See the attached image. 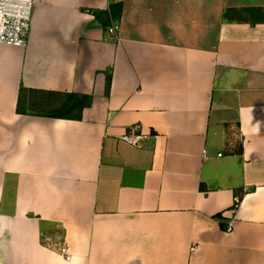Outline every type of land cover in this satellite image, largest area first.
<instances>
[{"label":"crops","instance_id":"1","mask_svg":"<svg viewBox=\"0 0 264 264\" xmlns=\"http://www.w3.org/2000/svg\"><path fill=\"white\" fill-rule=\"evenodd\" d=\"M31 2L0 43V264H264V0Z\"/></svg>","mask_w":264,"mask_h":264},{"label":"built area","instance_id":"2","mask_svg":"<svg viewBox=\"0 0 264 264\" xmlns=\"http://www.w3.org/2000/svg\"><path fill=\"white\" fill-rule=\"evenodd\" d=\"M31 6V0H0V43L15 46L26 43L30 30ZM116 30L117 25L108 28L109 33H114ZM138 127L137 124L131 126L129 132L121 134L119 139L139 147L141 136L134 133ZM237 203L238 198L235 196L233 206L235 207ZM58 250L65 260L70 258L71 255L64 244L59 246Z\"/></svg>","mask_w":264,"mask_h":264},{"label":"trees","instance_id":"3","mask_svg":"<svg viewBox=\"0 0 264 264\" xmlns=\"http://www.w3.org/2000/svg\"><path fill=\"white\" fill-rule=\"evenodd\" d=\"M115 9V19L119 18L121 4H114L110 6V10ZM109 82V77L107 79V84ZM90 97L86 95H79V94H67L66 99L64 102V109L63 111H59L58 113L51 114V117H80L81 109L87 106L90 103ZM71 110H76L75 116L69 115Z\"/></svg>","mask_w":264,"mask_h":264},{"label":"rangeland","instance_id":"4","mask_svg":"<svg viewBox=\"0 0 264 264\" xmlns=\"http://www.w3.org/2000/svg\"><path fill=\"white\" fill-rule=\"evenodd\" d=\"M75 110H71L70 112H69V115H75Z\"/></svg>","mask_w":264,"mask_h":264}]
</instances>
